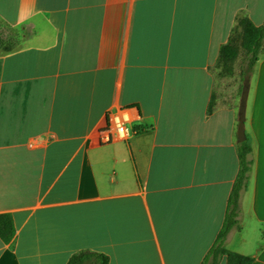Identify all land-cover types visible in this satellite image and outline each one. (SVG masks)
Wrapping results in <instances>:
<instances>
[{
	"label": "crops",
	"instance_id": "1",
	"mask_svg": "<svg viewBox=\"0 0 264 264\" xmlns=\"http://www.w3.org/2000/svg\"><path fill=\"white\" fill-rule=\"evenodd\" d=\"M264 0H0V264H202L238 170V96L212 67ZM252 166L226 248L264 264V50L247 82ZM130 136L98 143L107 113ZM218 264H226L224 256Z\"/></svg>",
	"mask_w": 264,
	"mask_h": 264
},
{
	"label": "trees",
	"instance_id": "2",
	"mask_svg": "<svg viewBox=\"0 0 264 264\" xmlns=\"http://www.w3.org/2000/svg\"><path fill=\"white\" fill-rule=\"evenodd\" d=\"M237 32H240L238 40ZM242 51L240 60L241 87L247 83L258 56L264 50V23L255 24L248 16H239L232 27L229 37L220 48L216 58V66L231 72L232 64ZM241 92V88H240ZM244 140L237 144L238 170L229 191L226 212L216 237L203 257L202 264H218V258L224 256L226 264H251L248 256L226 248L228 233L239 226L241 216L240 196L246 189L252 166L251 139L245 133ZM14 234L12 218L7 213H0V239L8 242ZM66 264H108V257L104 253L80 250L72 254Z\"/></svg>",
	"mask_w": 264,
	"mask_h": 264
},
{
	"label": "rangeland",
	"instance_id": "3",
	"mask_svg": "<svg viewBox=\"0 0 264 264\" xmlns=\"http://www.w3.org/2000/svg\"><path fill=\"white\" fill-rule=\"evenodd\" d=\"M240 32H237L239 38ZM15 32L10 29L8 25H6L0 19V46L3 48H9L14 45L16 36ZM240 41V38L238 39ZM242 58V51L239 50L238 58L232 64L231 72L224 70L220 66L212 67V75L214 79V89L216 92L220 93V96L223 99H228L235 96H238L240 99V88H241V80H240V60Z\"/></svg>",
	"mask_w": 264,
	"mask_h": 264
},
{
	"label": "built area",
	"instance_id": "4",
	"mask_svg": "<svg viewBox=\"0 0 264 264\" xmlns=\"http://www.w3.org/2000/svg\"><path fill=\"white\" fill-rule=\"evenodd\" d=\"M132 115L127 107L110 110L107 113V122L96 135L98 143H109L125 140L130 136V122Z\"/></svg>",
	"mask_w": 264,
	"mask_h": 264
},
{
	"label": "water",
	"instance_id": "5",
	"mask_svg": "<svg viewBox=\"0 0 264 264\" xmlns=\"http://www.w3.org/2000/svg\"><path fill=\"white\" fill-rule=\"evenodd\" d=\"M248 94V85L244 83L241 87L239 106H238V125H237V141L240 142L245 139V109L246 99Z\"/></svg>",
	"mask_w": 264,
	"mask_h": 264
}]
</instances>
